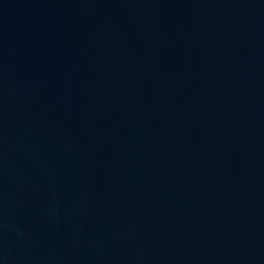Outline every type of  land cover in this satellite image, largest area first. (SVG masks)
<instances>
[{
  "label": "water",
  "instance_id": "95a60500",
  "mask_svg": "<svg viewBox=\"0 0 264 264\" xmlns=\"http://www.w3.org/2000/svg\"><path fill=\"white\" fill-rule=\"evenodd\" d=\"M0 264H264V0H0Z\"/></svg>",
  "mask_w": 264,
  "mask_h": 264
}]
</instances>
